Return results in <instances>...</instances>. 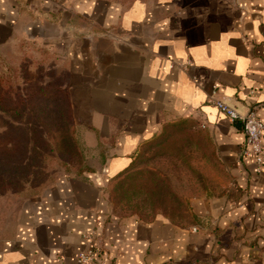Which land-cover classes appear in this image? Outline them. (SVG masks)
<instances>
[{"label": "crops", "instance_id": "obj_1", "mask_svg": "<svg viewBox=\"0 0 264 264\" xmlns=\"http://www.w3.org/2000/svg\"><path fill=\"white\" fill-rule=\"evenodd\" d=\"M17 43L64 61L85 157L0 227V264H78L93 247L106 264H264V168L211 101L264 104V0H0V49ZM181 126L196 141L195 175L173 188L182 217L115 215L107 185Z\"/></svg>", "mask_w": 264, "mask_h": 264}, {"label": "rangeland", "instance_id": "obj_2", "mask_svg": "<svg viewBox=\"0 0 264 264\" xmlns=\"http://www.w3.org/2000/svg\"><path fill=\"white\" fill-rule=\"evenodd\" d=\"M67 79L64 61L44 47L17 43L0 49V80H10L16 89L14 98L20 96L27 101L12 112L0 105V227L3 229L16 223L28 201L83 165L85 155L75 127L63 121L64 113L68 112L62 99ZM42 88L49 89L46 97L40 92ZM30 96L32 99L28 100ZM186 133L181 126L169 137L161 138L163 145L148 147L129 173L110 181L105 195L115 215L144 219L157 215L182 217L183 201L174 196L173 188H184L185 171L195 175L185 162L195 157L187 152L194 149L196 141ZM172 153L176 156L173 165L167 160ZM168 172L178 178L177 185L166 178Z\"/></svg>", "mask_w": 264, "mask_h": 264}, {"label": "built area", "instance_id": "obj_3", "mask_svg": "<svg viewBox=\"0 0 264 264\" xmlns=\"http://www.w3.org/2000/svg\"><path fill=\"white\" fill-rule=\"evenodd\" d=\"M216 93L214 92L213 95ZM218 111L224 115L229 123L241 121L243 123V133L245 144L241 152V157L251 159L255 165L257 176L263 173L264 168V123L260 112L264 111V104L254 105L249 111L242 115L239 111L223 101L211 98ZM100 256L99 249L89 248L81 253L78 264H106V260L97 258Z\"/></svg>", "mask_w": 264, "mask_h": 264}, {"label": "trees", "instance_id": "obj_4", "mask_svg": "<svg viewBox=\"0 0 264 264\" xmlns=\"http://www.w3.org/2000/svg\"><path fill=\"white\" fill-rule=\"evenodd\" d=\"M7 82H9V84ZM7 82H5L4 80H0V105L3 107V110L12 112L13 110H16L19 106L27 103V101L26 99L20 96H17L14 98L13 94L14 92H16V89L13 87L12 82L10 83V80H8ZM7 84L10 85L11 88H8ZM40 92H42V96L46 97V95L49 92V89L42 88ZM52 92L54 93V91H51V93ZM31 99L32 97L30 96V99L28 100H31ZM62 99H63L64 104H66L65 107L68 110V112L64 113L63 121L66 124L74 125L73 115L71 112L70 103H69L67 94H64V96H62Z\"/></svg>", "mask_w": 264, "mask_h": 264}]
</instances>
